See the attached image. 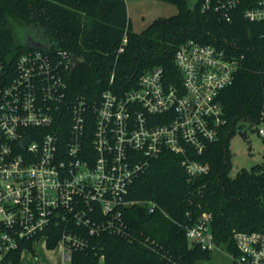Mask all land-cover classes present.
Returning a JSON list of instances; mask_svg holds the SVG:
<instances>
[{
	"label": "built area",
	"instance_id": "built-area-1",
	"mask_svg": "<svg viewBox=\"0 0 264 264\" xmlns=\"http://www.w3.org/2000/svg\"><path fill=\"white\" fill-rule=\"evenodd\" d=\"M200 4L227 21L238 11L264 36V0ZM126 41L124 35L117 53ZM44 42L9 64L0 57V264H11L9 254L26 241L23 249L35 254L40 241L47 246L53 239L62 248L58 264H70L72 251L102 234L144 241L130 231L125 210L134 204L163 210L129 198L133 181L164 151L179 156L189 179L207 174L208 162L196 156L226 122L220 93L232 83L236 62L212 44L188 39L173 53L175 71L153 65L134 85L106 88L89 100L69 92L72 53ZM114 78L112 70L110 85ZM248 123L264 134V112L260 122ZM185 237L188 246L226 250L214 240L207 211L185 226ZM232 238L230 264H264V231L234 230Z\"/></svg>",
	"mask_w": 264,
	"mask_h": 264
},
{
	"label": "trees",
	"instance_id": "trees-1",
	"mask_svg": "<svg viewBox=\"0 0 264 264\" xmlns=\"http://www.w3.org/2000/svg\"><path fill=\"white\" fill-rule=\"evenodd\" d=\"M176 6V13L154 18L144 29H132L125 0H0V57L11 63L28 33L43 37L81 58L67 74L73 96L96 99L106 88L126 89L146 68L161 65L175 71L176 47L194 39L223 49L236 62L234 79L220 93L226 120L219 138L196 158L208 162L209 172L189 179L179 156L164 151L153 159L129 189V198L151 200L163 210L148 212L141 204L127 208L130 231L143 238L128 241L102 234L93 245L72 251L70 264H196L211 251L188 246L185 226L203 211L211 213V231L217 244L234 250L233 231H264V163L231 170L229 138L243 127L261 121L264 112V36L261 25L233 11L225 20L213 9L201 10V0H159ZM124 50L116 52L123 36ZM115 78L109 84V75ZM51 239L47 247H53ZM9 254L21 264L23 247Z\"/></svg>",
	"mask_w": 264,
	"mask_h": 264
},
{
	"label": "rangeland",
	"instance_id": "rangeland-1",
	"mask_svg": "<svg viewBox=\"0 0 264 264\" xmlns=\"http://www.w3.org/2000/svg\"><path fill=\"white\" fill-rule=\"evenodd\" d=\"M194 0H188L191 4ZM176 6L159 0H128V17L132 29L136 32L144 29L158 16H170L176 13ZM19 34L24 37L22 31ZM264 126V123L261 124ZM240 131H245L242 137L237 130L228 141L231 152V170L234 175L240 168H250L252 165L264 163V134L259 135L248 122L243 123ZM62 248L59 244L47 247L40 241L35 246V254L23 249L21 264H58L61 260ZM209 260V259H208ZM230 257L224 248H217L211 253V264H230ZM196 264H204V260Z\"/></svg>",
	"mask_w": 264,
	"mask_h": 264
},
{
	"label": "water",
	"instance_id": "water-1",
	"mask_svg": "<svg viewBox=\"0 0 264 264\" xmlns=\"http://www.w3.org/2000/svg\"><path fill=\"white\" fill-rule=\"evenodd\" d=\"M24 45L27 47H43L45 46V42L44 39H36L34 38L32 35L30 34H26L24 36ZM80 63V60L75 56V55H71V66H70V71H73ZM239 134L242 137H246L245 136V132L244 131H239ZM26 141L23 142V145H25Z\"/></svg>",
	"mask_w": 264,
	"mask_h": 264
},
{
	"label": "flooded vegetation",
	"instance_id": "flooded-vegetation-1",
	"mask_svg": "<svg viewBox=\"0 0 264 264\" xmlns=\"http://www.w3.org/2000/svg\"><path fill=\"white\" fill-rule=\"evenodd\" d=\"M33 36V35H32ZM34 37V36H33ZM37 37V36H36ZM210 260V259H209ZM209 260H204V264H211Z\"/></svg>",
	"mask_w": 264,
	"mask_h": 264
},
{
	"label": "crops",
	"instance_id": "crops-1",
	"mask_svg": "<svg viewBox=\"0 0 264 264\" xmlns=\"http://www.w3.org/2000/svg\"><path fill=\"white\" fill-rule=\"evenodd\" d=\"M125 2H126L127 14H128V0H125Z\"/></svg>",
	"mask_w": 264,
	"mask_h": 264
}]
</instances>
